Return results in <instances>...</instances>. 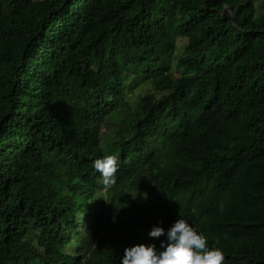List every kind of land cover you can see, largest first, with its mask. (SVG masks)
I'll return each mask as SVG.
<instances>
[{"label": "trees", "instance_id": "1", "mask_svg": "<svg viewBox=\"0 0 264 264\" xmlns=\"http://www.w3.org/2000/svg\"><path fill=\"white\" fill-rule=\"evenodd\" d=\"M178 218L264 264V0H0V264H119Z\"/></svg>", "mask_w": 264, "mask_h": 264}, {"label": "clouds", "instance_id": "2", "mask_svg": "<svg viewBox=\"0 0 264 264\" xmlns=\"http://www.w3.org/2000/svg\"><path fill=\"white\" fill-rule=\"evenodd\" d=\"M93 168L99 173L105 188L115 185V156L106 155L94 160ZM148 236L155 239L165 237L160 241V250L155 244L144 243L126 247L123 256L119 257V264H223V252L210 246L207 236L183 218L175 220L167 230L153 226Z\"/></svg>", "mask_w": 264, "mask_h": 264}, {"label": "rangeland", "instance_id": "3", "mask_svg": "<svg viewBox=\"0 0 264 264\" xmlns=\"http://www.w3.org/2000/svg\"><path fill=\"white\" fill-rule=\"evenodd\" d=\"M177 42H178V45H179V48H178V52L180 54H183L185 53V44H186V41L180 37L177 38ZM135 84V89L132 91V94H129V89L126 87L125 88V93H128V99L130 101V103L135 106L137 105V100L142 97L144 94H146L147 92H149V90L152 88L151 84L149 82L147 83H139L135 80H132ZM129 85V83H128ZM118 126V125H117ZM112 127L110 126H105L103 128L104 132L105 133H108Z\"/></svg>", "mask_w": 264, "mask_h": 264}]
</instances>
